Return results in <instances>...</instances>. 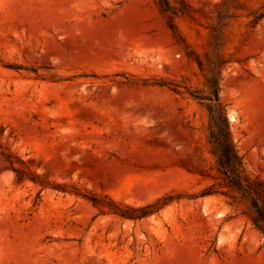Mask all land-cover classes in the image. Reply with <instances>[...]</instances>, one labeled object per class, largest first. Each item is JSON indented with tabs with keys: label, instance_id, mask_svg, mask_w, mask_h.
Instances as JSON below:
<instances>
[{
	"label": "rangeland",
	"instance_id": "1",
	"mask_svg": "<svg viewBox=\"0 0 264 264\" xmlns=\"http://www.w3.org/2000/svg\"><path fill=\"white\" fill-rule=\"evenodd\" d=\"M263 14L0 0V264H264L247 207L203 194L220 179L187 94L218 71L244 172L264 181Z\"/></svg>",
	"mask_w": 264,
	"mask_h": 264
},
{
	"label": "trees",
	"instance_id": "2",
	"mask_svg": "<svg viewBox=\"0 0 264 264\" xmlns=\"http://www.w3.org/2000/svg\"><path fill=\"white\" fill-rule=\"evenodd\" d=\"M262 15V14H261ZM264 15V14H263ZM200 70L203 64L196 57ZM205 77V86L208 92L188 91L187 94L205 104L208 116L207 145L209 153L213 156L220 181L211 185L203 193L209 195L222 193L230 195L232 200H239L247 207V216L254 229L264 237V181L258 177L246 175L244 172L243 157L240 155L233 138L228 121L226 106L219 97V73L214 68L208 71ZM178 85H174V92L179 93ZM216 186L218 189H215ZM226 189V192L219 189ZM149 206L139 209L140 216L149 214Z\"/></svg>",
	"mask_w": 264,
	"mask_h": 264
}]
</instances>
